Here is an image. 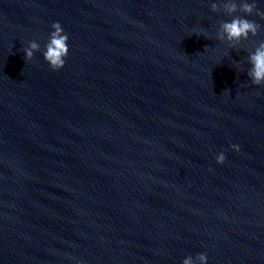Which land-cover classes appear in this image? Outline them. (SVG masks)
<instances>
[{
    "label": "clouds",
    "instance_id": "obj_1",
    "mask_svg": "<svg viewBox=\"0 0 264 264\" xmlns=\"http://www.w3.org/2000/svg\"><path fill=\"white\" fill-rule=\"evenodd\" d=\"M211 11H219L217 3L211 4ZM225 14L232 16L231 21H224L220 25V33L217 38L219 40H227L230 43L239 42L242 39L247 40L249 34L256 36L260 31V24L254 20H249L246 17L253 13L264 19V11L257 10L255 0L249 3L247 0H242L237 3L236 0H225L223 4ZM237 12L243 13L244 16L235 15ZM53 31L50 33L49 41L46 44V51L43 53L45 61L50 65L51 69L58 71L65 65V57L69 53L68 35L64 32L59 22H54L51 25ZM206 38V34H201ZM232 46H235L232 44ZM40 46L35 41L28 42V46L23 49L25 53L24 59L31 60L34 52L39 51ZM248 62L251 67L248 69L247 76L253 85H264V41H260L257 47L248 56ZM232 148L239 151V146L232 145ZM225 155L223 152L217 155L216 162L223 164L225 162ZM207 255L204 253L198 254L195 258L189 256L185 258L182 264H194L198 261L199 264H207Z\"/></svg>",
    "mask_w": 264,
    "mask_h": 264
}]
</instances>
